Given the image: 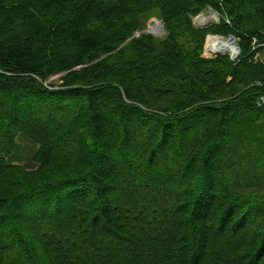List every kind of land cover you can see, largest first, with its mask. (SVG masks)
I'll use <instances>...</instances> for the list:
<instances>
[{
	"label": "trees",
	"instance_id": "16d2710c",
	"mask_svg": "<svg viewBox=\"0 0 264 264\" xmlns=\"http://www.w3.org/2000/svg\"><path fill=\"white\" fill-rule=\"evenodd\" d=\"M261 96L264 0H0V264H264Z\"/></svg>",
	"mask_w": 264,
	"mask_h": 264
},
{
	"label": "rangeland",
	"instance_id": "374dc122",
	"mask_svg": "<svg viewBox=\"0 0 264 264\" xmlns=\"http://www.w3.org/2000/svg\"><path fill=\"white\" fill-rule=\"evenodd\" d=\"M140 18H143L142 19L143 29L141 32L134 33V37H138L140 33L149 34L154 38H161L164 36L165 33H164L163 23L161 20L157 19L158 17L155 14L154 15L147 14V15L141 16ZM219 18L220 16L217 12L213 11L210 7H206L202 11H200L195 17H193L192 22L195 27L202 28V27H207L209 25L218 24ZM153 21L161 24L160 31L156 34L151 33L149 30L151 22ZM224 43H226L227 46L231 43L233 47L232 46L224 47L223 45ZM234 43H235V40H233L230 36L226 37L225 39L224 37H219L217 35L207 36L201 57L208 59V58H214L217 55H226L227 57H229L231 61H234L237 58L236 55L237 56L239 55V48L238 46L235 47ZM48 83L49 85H54V86L59 85L60 76L51 78ZM113 119L116 121L117 118L113 117ZM140 125L143 126V123L141 121H140ZM116 130L117 129H114V131ZM37 149H38V145L35 144L32 140L22 135H18L15 138V148L12 151L11 156L7 158V163L11 166L20 167L27 171L35 170L37 164L34 161V156H35ZM61 155L69 157L71 155V150L62 149ZM132 160L134 161L137 167L140 165V162L137 159H132ZM131 166H132V161L129 159L128 165L124 167V170H126V172H129V173L135 172L136 170L135 171L132 170ZM236 185L246 188V185L243 183V181H241V183L239 184L236 183ZM239 191L242 192L243 189ZM246 192L250 193L252 192V189L248 190L246 188ZM45 227L46 226H43L42 229H44ZM25 233L27 232L25 231ZM60 242H62V240H60ZM34 246L35 245H33V248Z\"/></svg>",
	"mask_w": 264,
	"mask_h": 264
},
{
	"label": "built area",
	"instance_id": "2783aa9c",
	"mask_svg": "<svg viewBox=\"0 0 264 264\" xmlns=\"http://www.w3.org/2000/svg\"><path fill=\"white\" fill-rule=\"evenodd\" d=\"M253 43H255V42H253ZM237 50V49H236ZM236 55V54H235ZM236 57H237V55H236ZM258 57V54L255 56V58H257ZM257 105L259 106V107H261V108H263L264 109V96H261L260 98H259V100H258V102H257Z\"/></svg>",
	"mask_w": 264,
	"mask_h": 264
},
{
	"label": "bare ground",
	"instance_id": "6f19581e",
	"mask_svg": "<svg viewBox=\"0 0 264 264\" xmlns=\"http://www.w3.org/2000/svg\"><path fill=\"white\" fill-rule=\"evenodd\" d=\"M207 19H208V18H207ZM215 19H216V18H215ZM211 20H212V19H211ZM205 21H206V20H205ZM223 45H224V47L227 46L226 43H224ZM223 45H222V46H223ZM231 46H232V44L230 43L227 47H231ZM232 47H233V46H232Z\"/></svg>",
	"mask_w": 264,
	"mask_h": 264
},
{
	"label": "water",
	"instance_id": "95a60500",
	"mask_svg": "<svg viewBox=\"0 0 264 264\" xmlns=\"http://www.w3.org/2000/svg\"><path fill=\"white\" fill-rule=\"evenodd\" d=\"M230 37H231L233 40H235L234 37H232V36H230ZM222 39H223V38H222ZM228 39H229V38H228ZM234 45H235V47H237L236 43H234Z\"/></svg>",
	"mask_w": 264,
	"mask_h": 264
}]
</instances>
